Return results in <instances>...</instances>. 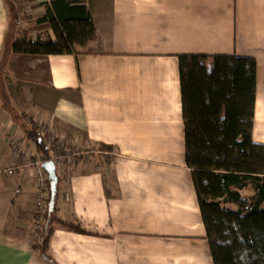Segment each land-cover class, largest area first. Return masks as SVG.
<instances>
[{
  "label": "crops",
  "instance_id": "crops-1",
  "mask_svg": "<svg viewBox=\"0 0 264 264\" xmlns=\"http://www.w3.org/2000/svg\"><path fill=\"white\" fill-rule=\"evenodd\" d=\"M11 1L14 24L0 0V264H49L37 250L36 172L7 173L13 140L41 155L26 118L65 144L53 215L90 232L54 222L52 262L214 264L186 164L178 56L256 60L253 141L264 145V0H68L87 8L95 34L74 54L46 56L13 44L57 41L56 0ZM49 192L50 181L46 214Z\"/></svg>",
  "mask_w": 264,
  "mask_h": 264
},
{
  "label": "trees",
  "instance_id": "trees-1",
  "mask_svg": "<svg viewBox=\"0 0 264 264\" xmlns=\"http://www.w3.org/2000/svg\"><path fill=\"white\" fill-rule=\"evenodd\" d=\"M10 22L19 19L6 0ZM49 14L56 42H16L13 53L46 56L74 54L93 37L87 8L68 0L54 2ZM186 164L198 198L214 264H264V145L254 143L257 63L236 55H179ZM3 64V62H2ZM25 133L41 155L51 158L36 122L26 118ZM59 185V184H58ZM58 190V188H57ZM51 199V191L49 192ZM37 247L47 257L52 224L90 234L80 222L66 223L48 209Z\"/></svg>",
  "mask_w": 264,
  "mask_h": 264
},
{
  "label": "built area",
  "instance_id": "built-area-1",
  "mask_svg": "<svg viewBox=\"0 0 264 264\" xmlns=\"http://www.w3.org/2000/svg\"><path fill=\"white\" fill-rule=\"evenodd\" d=\"M55 140V139H54ZM56 144L52 147L55 150V155L50 159L43 160H34L31 158L20 143L17 140H13L11 142V150L12 154L15 158V165L7 170V173L10 176H16L22 171H35L37 175V186L39 188L38 194L34 201V212L39 216L35 222V226L42 229L45 224V214L47 210V202L49 197L46 195V190L49 187V178L47 173L43 170L42 165L44 162L52 161L56 168L58 166H63L68 157L60 153L65 148L64 141L61 139L56 140ZM22 190L18 189L16 191L17 194H20Z\"/></svg>",
  "mask_w": 264,
  "mask_h": 264
},
{
  "label": "water",
  "instance_id": "water-1",
  "mask_svg": "<svg viewBox=\"0 0 264 264\" xmlns=\"http://www.w3.org/2000/svg\"><path fill=\"white\" fill-rule=\"evenodd\" d=\"M42 168L46 171L50 181L51 199L49 203L50 212L54 209L55 198L57 195V188L59 182V176L57 174L56 165L52 161H47L42 165Z\"/></svg>",
  "mask_w": 264,
  "mask_h": 264
},
{
  "label": "rangeland",
  "instance_id": "rangeland-1",
  "mask_svg": "<svg viewBox=\"0 0 264 264\" xmlns=\"http://www.w3.org/2000/svg\"><path fill=\"white\" fill-rule=\"evenodd\" d=\"M78 50V49H76ZM36 125L38 126V130L42 136V138L44 139V146L47 148L52 149V147L54 146V144H56V140H58L59 138L57 136H54V134H52V132H50L48 130V128H46L44 125L40 124V123H36ZM55 139V140H54ZM69 152H66V154H69L71 156V158H76L77 156H72L74 154H77V151L75 149H68ZM55 150H52V155H55ZM60 153H63V150H60ZM41 157V158H40ZM47 156L45 155H39V160H43L45 159ZM70 158V159H71ZM50 159V158H49ZM42 238V235L40 237V240Z\"/></svg>",
  "mask_w": 264,
  "mask_h": 264
}]
</instances>
